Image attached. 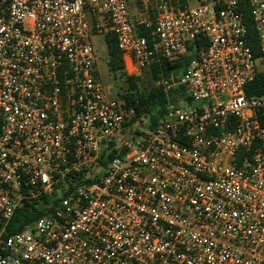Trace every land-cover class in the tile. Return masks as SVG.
I'll list each match as a JSON object with an SVG mask.
<instances>
[{"label":"built area","instance_id":"built-area-1","mask_svg":"<svg viewBox=\"0 0 264 264\" xmlns=\"http://www.w3.org/2000/svg\"><path fill=\"white\" fill-rule=\"evenodd\" d=\"M137 2L134 18L129 0H0V264H264V96L246 94L264 73V0ZM111 33L134 74L191 57L157 85L192 103L146 136L108 98L94 38Z\"/></svg>","mask_w":264,"mask_h":264},{"label":"trees","instance_id":"trees-1","mask_svg":"<svg viewBox=\"0 0 264 264\" xmlns=\"http://www.w3.org/2000/svg\"><path fill=\"white\" fill-rule=\"evenodd\" d=\"M130 1V0H129ZM185 3V0H182ZM131 3V2H130ZM244 21L248 29V42L250 43L256 56H259V43L254 29L253 20L248 6L244 7ZM155 14L153 13V16ZM137 33L148 39L151 46L154 45L152 37V28L139 27ZM105 42L108 51V68L111 73L120 75L125 78L129 87L124 94L127 106L134 107L136 116L127 123V126L135 123L136 119L142 113L150 117L149 131L152 132L159 122L166 116L167 107L170 103L178 104V101L192 103L190 97L186 95L185 88L178 86L170 90H166L164 86L157 85L156 82L162 78L170 79L172 76H179L183 73L191 57H187L181 62H170L167 60L155 61L147 74L150 76V88L142 89V77L129 75L124 61L123 52L120 50L117 37L115 34L105 36ZM247 96H264V73L260 72L256 79L247 85ZM178 100V101H177ZM149 132V133H150ZM149 133H143L146 136ZM115 156V153L111 157ZM240 161H238V166ZM58 204L56 195L45 196L39 201L27 202L23 204L15 213L13 220L8 228V234H14L26 229L32 222L40 219L47 212H50L53 206Z\"/></svg>","mask_w":264,"mask_h":264},{"label":"rangeland","instance_id":"rangeland-1","mask_svg":"<svg viewBox=\"0 0 264 264\" xmlns=\"http://www.w3.org/2000/svg\"><path fill=\"white\" fill-rule=\"evenodd\" d=\"M131 2V8H132V14L134 18H137L140 12V5L137 2V0H130ZM181 5L184 4V2L181 0L180 2ZM196 4V2H192V5ZM149 19L152 21L154 20L153 13H148ZM154 25V22H152ZM94 44L96 46V49L98 51V56H99V70L100 74L102 77V80L106 86L107 89V95L110 100H114L118 102L119 104L122 105V108L124 110H128L131 108L127 106L126 100L124 98V94L128 90V83L126 82L125 78L121 77L120 75H115L110 72L108 68V51H107V46L105 42V38L102 36H97L94 38ZM127 68V67H126ZM127 72L129 75H134V76H141L142 77V89H147L150 88V76L147 74L148 71H145L141 74H134L129 72L127 69ZM157 84V82H156ZM147 87V88H146ZM178 101V100H177ZM178 104L180 103H185L184 101H178ZM134 108V107H132ZM129 122L136 116L135 108L133 113H129ZM128 122V123H129ZM149 126H150V117L144 113L140 115L138 119H136L135 123L132 125L128 126V134L131 137H139L143 133H149Z\"/></svg>","mask_w":264,"mask_h":264},{"label":"crops","instance_id":"crops-1","mask_svg":"<svg viewBox=\"0 0 264 264\" xmlns=\"http://www.w3.org/2000/svg\"><path fill=\"white\" fill-rule=\"evenodd\" d=\"M125 64H126L127 69L129 70V72H131L132 66H131L130 61L128 59H125Z\"/></svg>","mask_w":264,"mask_h":264}]
</instances>
